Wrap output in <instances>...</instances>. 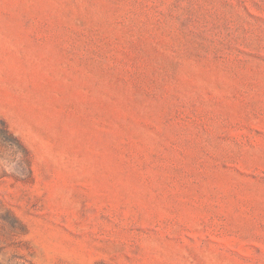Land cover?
Instances as JSON below:
<instances>
[{
    "label": "rangeland",
    "instance_id": "1",
    "mask_svg": "<svg viewBox=\"0 0 264 264\" xmlns=\"http://www.w3.org/2000/svg\"><path fill=\"white\" fill-rule=\"evenodd\" d=\"M0 264H264V0H0Z\"/></svg>",
    "mask_w": 264,
    "mask_h": 264
}]
</instances>
